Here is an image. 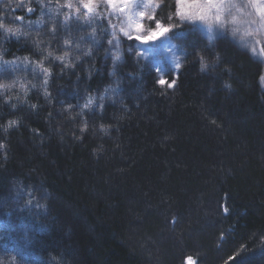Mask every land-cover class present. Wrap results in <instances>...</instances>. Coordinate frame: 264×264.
Instances as JSON below:
<instances>
[{
  "label": "trees",
  "instance_id": "obj_1",
  "mask_svg": "<svg viewBox=\"0 0 264 264\" xmlns=\"http://www.w3.org/2000/svg\"><path fill=\"white\" fill-rule=\"evenodd\" d=\"M29 2L3 24L37 22L42 4ZM101 20L80 32L95 53L62 71L64 32L48 28L41 49L0 29L3 60L52 70L0 98V264H264L261 64L184 24L170 35L175 87L161 86L136 48L108 54ZM113 85L114 99L82 107Z\"/></svg>",
  "mask_w": 264,
  "mask_h": 264
},
{
  "label": "rangeland",
  "instance_id": "obj_2",
  "mask_svg": "<svg viewBox=\"0 0 264 264\" xmlns=\"http://www.w3.org/2000/svg\"><path fill=\"white\" fill-rule=\"evenodd\" d=\"M29 1L32 0H0L1 22H4L6 20V16L8 17V15H6V11L8 10V6L11 3L12 4L15 3L14 5L20 4L21 5L20 7L28 8L31 7L29 6L30 4ZM38 1H40L42 4L41 5L42 12L38 10L35 12L37 16L39 15V19L37 22H33L32 20L29 19H23V21L18 20L19 21L18 25L12 27L9 26V28H13V29L20 28L21 30L20 39H22V37L26 38L25 35H23V33H27L26 36L33 37L34 42H36V44L43 43V45H41V49H44L45 46H47V41L50 40V37H48V31H47L48 28L49 30L55 28V32H53L52 30L49 31L51 35L57 34L58 33L57 30H59L61 34H63L64 32L62 36L65 35V38L62 37L63 38L62 42L59 43L56 48L53 47L52 49L53 51L54 49L60 50L59 52L60 55L58 56H63L65 52H68V56L66 57L64 63L69 64L71 66L66 68L62 67V70L73 68L74 66H78V65L83 66V64L86 62L87 57L89 58L96 51V49L91 50L92 47H94L93 45L98 46L96 42H94L95 41L94 39L92 40L93 42L92 44H87V41L90 40V38H84L83 35H80L81 34L80 32L83 33V31L86 30V25H88L89 23L85 22L84 20H78L76 18V14L74 13V10L68 9L67 7H62V5H66L68 3V0H61V5L53 4V0H38ZM73 2H75V0H73ZM160 2L163 5H167V7H163L162 10H157L160 18L164 20L165 24H175V27L180 25L182 26L185 24L182 22H176L175 19L173 20L167 19L169 15L174 16V9H173L174 0H160ZM232 3H235L240 7H243L244 4L247 3V0H232ZM231 11L235 13V9H232ZM65 14H70L71 19L66 21ZM18 16L22 17V14H19ZM111 19H112V23L117 24V27L115 29H113L112 24L107 23L106 20H101L105 22V25H107V27L102 30L104 31L103 35H106L105 38L107 44H108V40H113L112 44H108V49H107V52H109L108 54L109 55L111 54L113 57H116L120 51V47L124 45H126L128 48L130 46L133 50L134 48H136V50L141 49V46L137 42L127 40V38L123 37L122 33L119 31V28L121 26L120 22L117 21L115 17H112ZM230 19L231 17L229 15V12L228 11L224 12V20L229 21ZM237 19L240 20L241 22L237 24L226 23L225 27L222 29L218 27L217 22L214 20L209 22V24H211V29L209 28V24L198 23L196 25H190V24H185V25L192 27V29L198 32L199 36L202 35L203 38L206 39L205 40L206 41L205 43H207L206 47L207 46H209L210 48L214 47L213 45L219 44L221 38L223 40L226 39L229 42L231 41L232 44L237 46L243 52L249 54L251 57H253V59H255V61L261 64L262 66L261 77H264V56L260 55L259 51H257L256 54H253L251 52V48L246 47V45H251L257 47V49L259 50L260 45H257L255 43L256 40H260L261 44H264V35H261V33H264V28H262L259 24V17L257 16L258 22L256 24L245 23L244 21L248 19V17L246 16L237 15ZM58 21H60V24H58ZM93 22L94 21H92L90 25H92ZM70 23L79 24L82 27L77 32L76 31L74 32L72 30L66 32L68 28L71 27ZM6 24H4V26L7 28L8 25ZM233 30H236L235 36L232 35ZM113 32H115L116 37L119 38L120 41L119 44H117V41L113 39V35H112ZM249 32L253 33V35L251 36L247 35V33ZM209 37H212L211 42L209 41ZM33 39L30 42H32ZM103 39L104 38H102V40L99 41L101 42V44ZM65 40H68L70 42L69 45L64 44ZM103 42H105V40ZM143 47L144 48L151 47V49L153 50L152 57L150 59L148 60H145L143 58L141 59L145 62V64L148 65L149 70L154 72L159 79L163 77L164 79L170 80V78L173 75H177L181 67V58L177 51L173 37L169 35L167 39H164L158 42L157 44L151 46H143ZM169 49H171V51H169ZM45 53L48 55L47 51H45ZM185 54L187 53L185 52ZM77 57H79V59H77ZM177 57L180 63V67L178 69L175 68L174 66V61L175 58ZM14 61H15V65H8L6 67L9 70L15 68L16 69L15 72L9 71L10 78L0 80V83L2 84L5 85L14 84V86L11 88L0 89V93H2V95H0V98H2L4 94L9 93L10 90L16 89V86L21 88L23 91H25L27 85H31V82L28 81L29 78H31L35 74L36 77L39 76L37 80L38 82L42 80V75H41L42 73L40 72L39 68L36 67L37 64L36 65L32 63L26 64L24 62V59H15ZM157 66H159L162 69L161 72L155 71V68ZM49 70L52 71L51 69ZM134 74L136 73H131V75ZM114 75L115 74H113L111 77H113ZM261 77L259 78V83L264 92V81L261 80ZM21 84H23L24 86L23 88L21 87ZM117 89H118V85H116L115 87L113 85L111 86L110 89H108L106 92L100 95L97 100H94L93 98H95V96H93V98L91 99L92 104L91 103L90 104L94 107L101 108L103 105L108 103L109 100L114 99L116 97L117 93L115 92L117 91ZM187 264H189V261Z\"/></svg>",
  "mask_w": 264,
  "mask_h": 264
},
{
  "label": "snow or ice",
  "instance_id": "obj_3",
  "mask_svg": "<svg viewBox=\"0 0 264 264\" xmlns=\"http://www.w3.org/2000/svg\"><path fill=\"white\" fill-rule=\"evenodd\" d=\"M249 3L256 6V11L261 13L264 16V0H248ZM21 5L18 4L17 7ZM237 6V4L232 3V0H174V16L169 15L168 20L175 19L176 22H182L185 24L196 25L200 24H209L210 21L214 20L217 22L219 28H224V12L228 11ZM62 7H67L68 9L74 10L76 18L78 20H84L87 23H91L96 19L106 20L107 23L112 24L113 29L117 27V24L112 23V17H115L117 21L120 22L121 26L119 31L122 33L123 37L127 40L135 41L140 46L141 49L136 50L133 54L139 58L148 60L152 57L153 50L151 47L144 48L143 46H151L157 44L158 42L167 39L169 35H175L176 31L175 24H165L164 20L160 18L157 10H162L163 5L160 0H68L66 5ZM29 13L33 12L31 7L27 8ZM17 20L23 21L24 17H16ZM71 19L70 14H65V20ZM236 22V18H233V23ZM147 25V27H146ZM211 29V24H209ZM0 29H3L6 33H11L14 38L17 40L20 38L21 30L20 28H6L3 22H0ZM55 32V28L52 29ZM27 35V33H23ZM113 39L117 41V44L120 43L119 38L116 37V33L113 32ZM232 35H236V30H233ZM247 35H253V33H247ZM212 37H209L211 42ZM69 41L65 40L64 44L69 45ZM113 40H108V44H112ZM255 43L260 45L259 50L255 46L246 45V47L251 48V52L256 54L259 51L260 55L264 56V44H261L260 40H256ZM128 51H132V48L129 46ZM171 51V49H169ZM68 56V52H65L63 56H55L54 60L61 62L63 68L70 67L71 65L65 64L64 61ZM53 57L52 52H48V55L45 59ZM79 59V57H77ZM117 61L120 60V56L117 55L115 58ZM26 64H31L32 62L28 60V57L24 58ZM52 60H49L51 63ZM15 65V61L3 60L0 56V80L9 79V71L15 72V68L9 70L6 66ZM175 68L180 67L178 57L174 61ZM39 68L40 72L44 76V83H48V77L51 75L49 68L44 67L43 62H40L36 65ZM204 68L207 65H203ZM35 70V69H33ZM62 71V69H61ZM156 72H161L162 69L157 66L155 68ZM261 80L264 81V77H261ZM159 85H167L169 88L175 87V79L171 82L167 79L161 77L157 81ZM14 84H2L0 83V89H6L13 87ZM23 88V84H21ZM2 95V93H0ZM49 94L45 91V96ZM91 100L88 103L84 104L83 108H88ZM15 108V105H11ZM31 107H35L32 105ZM17 124L15 120H9L7 127H13ZM86 126V125H85ZM7 131V128H5ZM4 145L0 144V149ZM28 203H31L29 201ZM0 207H9L6 202H0ZM227 208H224V212L227 213ZM243 255V254H242ZM234 259V257H230ZM189 264H191V257L188 258Z\"/></svg>",
  "mask_w": 264,
  "mask_h": 264
},
{
  "label": "clouds",
  "instance_id": "obj_4",
  "mask_svg": "<svg viewBox=\"0 0 264 264\" xmlns=\"http://www.w3.org/2000/svg\"><path fill=\"white\" fill-rule=\"evenodd\" d=\"M235 9V13H233L231 10ZM229 15L231 19L229 21H224V24L226 23H231V24H237L240 23L241 21L237 19V15H242L248 17L247 20H245V23L249 24H256L257 21V16L259 17V24L262 28H264V16L261 15V13L256 11V6L249 3L247 0V3L244 4L243 7H240L239 5L232 7L229 10ZM233 18H236V22L233 23ZM222 29V28H221ZM251 33V32H249ZM261 35H264V33H261Z\"/></svg>",
  "mask_w": 264,
  "mask_h": 264
},
{
  "label": "bare ground",
  "instance_id": "obj_5",
  "mask_svg": "<svg viewBox=\"0 0 264 264\" xmlns=\"http://www.w3.org/2000/svg\"><path fill=\"white\" fill-rule=\"evenodd\" d=\"M115 95V94H114ZM54 224V223H53ZM72 229H74V228H72ZM44 247V246H43Z\"/></svg>",
  "mask_w": 264,
  "mask_h": 264
}]
</instances>
